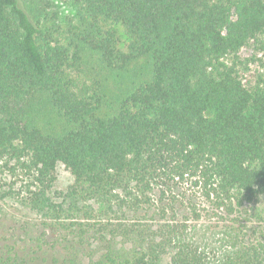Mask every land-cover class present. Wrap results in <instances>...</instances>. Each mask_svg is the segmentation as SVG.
<instances>
[{
    "label": "trees",
    "instance_id": "16d2710c",
    "mask_svg": "<svg viewBox=\"0 0 264 264\" xmlns=\"http://www.w3.org/2000/svg\"><path fill=\"white\" fill-rule=\"evenodd\" d=\"M22 2L0 0V200L27 169L42 221L0 214V264H264V0ZM213 215L217 261L191 238Z\"/></svg>",
    "mask_w": 264,
    "mask_h": 264
},
{
    "label": "rangeland",
    "instance_id": "374dc122",
    "mask_svg": "<svg viewBox=\"0 0 264 264\" xmlns=\"http://www.w3.org/2000/svg\"><path fill=\"white\" fill-rule=\"evenodd\" d=\"M51 1V0H49ZM27 7H36L44 8L47 5V0H23L22 2ZM54 3V0H53ZM56 6L54 8H47L51 11H62L65 15L67 13L66 7H61L60 2L54 3ZM62 15V14H61ZM251 55L250 51H244L242 57L244 59V64L240 66L242 69L243 75L246 79L255 80L257 78L259 64L248 63L245 60ZM4 180L7 181L6 186L2 193L6 196L0 200V214L3 218L9 219V225L14 222H17L18 227H26L28 224H38L42 221L41 215L36 211L31 210L28 206L25 205L24 200L26 199L28 189H34L33 181L34 176L30 172L21 167H17L15 171L4 168ZM73 182V178L69 171L65 169L63 165H60L57 169V180L55 182V189L66 190L69 185ZM181 189L186 194L199 195L197 188L192 186L190 182H186L181 185ZM176 203L181 205L185 201L183 194H177ZM200 208L207 207L204 199L199 197L197 198ZM194 228L191 231V238L196 241V243L203 249L205 253L210 257L212 261H217L220 257L223 256V253L226 249L221 243V226L222 222L217 218V216L207 217L205 216L200 221H197L193 224ZM169 257H165L163 263L167 264Z\"/></svg>",
    "mask_w": 264,
    "mask_h": 264
}]
</instances>
